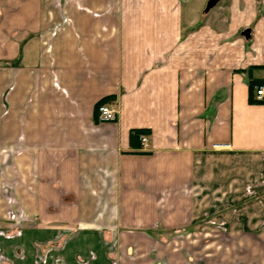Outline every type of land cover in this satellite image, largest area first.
<instances>
[{
  "label": "crops",
  "instance_id": "0c3cea01",
  "mask_svg": "<svg viewBox=\"0 0 264 264\" xmlns=\"http://www.w3.org/2000/svg\"><path fill=\"white\" fill-rule=\"evenodd\" d=\"M188 10L0 0V264H264V6Z\"/></svg>",
  "mask_w": 264,
  "mask_h": 264
},
{
  "label": "rangeland",
  "instance_id": "374dc122",
  "mask_svg": "<svg viewBox=\"0 0 264 264\" xmlns=\"http://www.w3.org/2000/svg\"><path fill=\"white\" fill-rule=\"evenodd\" d=\"M208 0H181V3L183 4L185 10V21L189 19V10L192 9L190 12V15H192L195 20H199L200 23L202 22H217L218 20L224 21V23L231 20V12L229 11V7L232 5H238L241 7H245L246 5H253V7L259 8V10L263 9L264 6V0H219V2L211 8L207 13L204 12V8L206 6ZM259 14L260 11H259ZM246 27V26H245ZM244 28V27H242ZM100 105V104H98ZM261 194H264V190ZM211 238L214 237V239H221L222 243L227 244H233L237 242L238 240H241L243 244L249 245L255 244L256 246L261 247L264 249V235L263 236H247V237H235L228 234H222V236H210ZM260 248V250H261ZM261 253L264 252L261 251ZM244 255L249 256V254H253L250 252H243ZM246 261H249V258H246Z\"/></svg>",
  "mask_w": 264,
  "mask_h": 264
},
{
  "label": "built area",
  "instance_id": "2783aa9c",
  "mask_svg": "<svg viewBox=\"0 0 264 264\" xmlns=\"http://www.w3.org/2000/svg\"><path fill=\"white\" fill-rule=\"evenodd\" d=\"M253 90H255L254 99L256 101H264V84L254 85ZM97 114L100 120L111 121L116 118L117 109L113 102H104L97 106ZM139 139L143 147L148 146V136L146 134H141Z\"/></svg>",
  "mask_w": 264,
  "mask_h": 264
},
{
  "label": "trees",
  "instance_id": "16d2710c",
  "mask_svg": "<svg viewBox=\"0 0 264 264\" xmlns=\"http://www.w3.org/2000/svg\"><path fill=\"white\" fill-rule=\"evenodd\" d=\"M256 84H262V82L259 80H256V79H253L250 81V100L252 102H255V99L253 97V88H254V85H256ZM101 103H104V102H101ZM101 103H99V104H101ZM144 133H146L145 130H140V129L132 130L131 131V141L132 142L136 141L137 139H139V136L141 134H144Z\"/></svg>",
  "mask_w": 264,
  "mask_h": 264
},
{
  "label": "water",
  "instance_id": "95a60500",
  "mask_svg": "<svg viewBox=\"0 0 264 264\" xmlns=\"http://www.w3.org/2000/svg\"><path fill=\"white\" fill-rule=\"evenodd\" d=\"M219 2V0H208L207 3H206V6H205V9L204 11L205 12H208L211 8H213L217 3ZM242 35L245 37V38H249L250 35H251V28L250 27H247L245 28L243 31H242Z\"/></svg>",
  "mask_w": 264,
  "mask_h": 264
}]
</instances>
